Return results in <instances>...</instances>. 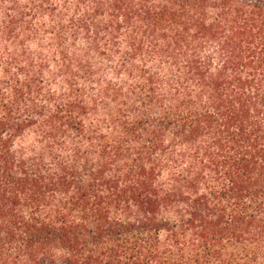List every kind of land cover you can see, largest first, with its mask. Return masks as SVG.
<instances>
[{"label": "trees", "instance_id": "trees-1", "mask_svg": "<svg viewBox=\"0 0 264 264\" xmlns=\"http://www.w3.org/2000/svg\"><path fill=\"white\" fill-rule=\"evenodd\" d=\"M0 264H264V0H0Z\"/></svg>", "mask_w": 264, "mask_h": 264}]
</instances>
